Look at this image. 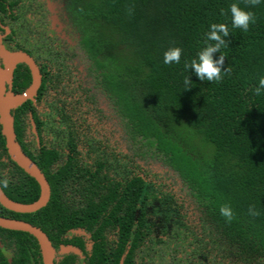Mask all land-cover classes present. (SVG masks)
<instances>
[{
	"label": "trees",
	"instance_id": "trees-1",
	"mask_svg": "<svg viewBox=\"0 0 264 264\" xmlns=\"http://www.w3.org/2000/svg\"><path fill=\"white\" fill-rule=\"evenodd\" d=\"M64 1L99 85L129 135L149 145L178 175L196 215L190 220L170 189L148 180L136 164L129 169L126 158L109 157L107 163L104 156L77 159L69 142L73 156L48 149H40L35 158L28 155L49 185L46 205L26 214L0 206V217L27 222L50 241L68 229L84 228L95 241L86 264H117L128 238L131 246L122 264H133V250L150 247L161 253L164 264H260L264 93L256 95L254 89L264 76V0L255 7L245 0ZM232 3L255 14L247 32L232 28ZM129 7L134 9L131 16ZM213 23L226 24L230 32L228 46L220 50L226 56L222 70L229 67L230 72L220 82L201 81L194 70L184 68L205 47ZM170 47L182 49L179 64L163 63ZM219 56L215 53L214 59ZM186 77L190 89H185ZM4 155L0 135V159ZM6 159L10 167L0 171V181L9 183L0 185L1 191L14 202L35 201L36 182ZM59 159L62 163L52 168ZM4 166L0 160V169ZM223 204L233 210L231 223L219 213ZM250 205L260 212L258 217L247 214ZM110 223L118 225L122 243L108 259L103 241L97 240ZM3 249L11 251L10 264H40L36 241L27 233L0 228V264H9Z\"/></svg>",
	"mask_w": 264,
	"mask_h": 264
},
{
	"label": "flooded vegetation",
	"instance_id": "flooded-vegetation-1",
	"mask_svg": "<svg viewBox=\"0 0 264 264\" xmlns=\"http://www.w3.org/2000/svg\"><path fill=\"white\" fill-rule=\"evenodd\" d=\"M65 9L64 0H0V54L1 52L25 54L33 62L40 76L39 86L31 99H27L10 112L15 140L27 157L28 155L37 157L40 149L60 150L67 156H73L68 151L71 142L75 145L77 159L91 158L93 161L98 156L100 158L104 156L102 160L107 163L109 157L117 159L122 157L127 159L125 164L130 169L131 165L135 164L132 158L116 154L113 148L118 147L117 142L115 140L109 142L107 139L109 135L117 134L116 127H112V123L117 122L113 111L114 109L117 113L116 109L101 87L98 85L93 87V84H90L93 85L91 87L83 86L81 83L82 80L87 79L90 71L95 73L96 69L82 48L79 33ZM84 61H88V64ZM67 63L69 66H64ZM0 69H5V59L2 56H0ZM55 82L62 84L68 91L71 95L68 97L73 99V104H68L70 99L66 96L65 99L54 98ZM30 83L31 73L28 66L22 62L16 63L11 70L9 82H4V91L14 95L22 94ZM87 89L90 90L87 91L89 94H84ZM109 105L110 108L107 107ZM98 118L101 122H97ZM15 122L18 126L17 130H15ZM123 132L121 131L120 134H129L127 130ZM63 159L66 157L63 156ZM0 160L5 164L4 169L0 171L6 173L7 168L10 167L6 155ZM61 163L62 159H59L51 167L54 168ZM139 169L143 173L141 167ZM173 173L179 178L174 171ZM145 177L153 181L146 175ZM132 229L131 226L130 230ZM117 233L118 225L110 223L103 228L102 239L97 240L103 241L102 248L108 259L116 255L117 247L122 243L117 238ZM94 243L91 232H87L82 227L66 230L57 241H50L54 250L53 264H86L93 253ZM61 246H70L79 254H61ZM130 246L131 240L128 238L123 243L117 264H122ZM3 250L10 264L8 255L11 251ZM143 251L144 255L148 252V256L140 257L139 253ZM156 254L161 253L155 248H141L137 252L133 250L131 260L133 264H140L141 260L144 264H150L151 258L156 257ZM137 257L141 259L138 260L139 262L136 261Z\"/></svg>",
	"mask_w": 264,
	"mask_h": 264
},
{
	"label": "water",
	"instance_id": "water-1",
	"mask_svg": "<svg viewBox=\"0 0 264 264\" xmlns=\"http://www.w3.org/2000/svg\"><path fill=\"white\" fill-rule=\"evenodd\" d=\"M5 59V69H0V135L3 138V146L6 157L20 168L26 175L31 177L38 186V197L35 201L22 204L8 199L0 189V206L14 213H33L44 207L49 199V185L35 163L29 159L20 149L15 140L13 123L10 112L21 105L27 99H31L40 83L39 73L33 62L23 53H2ZM24 63L31 73V83L22 94H11L4 91V82H9L11 70L16 63ZM0 228L10 231L24 232L29 234L36 241L40 264H53L54 250L46 235L37 227L16 219L0 217ZM60 253L79 252L70 246H61Z\"/></svg>",
	"mask_w": 264,
	"mask_h": 264
},
{
	"label": "clouds",
	"instance_id": "clouds-1",
	"mask_svg": "<svg viewBox=\"0 0 264 264\" xmlns=\"http://www.w3.org/2000/svg\"><path fill=\"white\" fill-rule=\"evenodd\" d=\"M247 5L255 7L261 3V0H245ZM133 8L126 9V13L131 16ZM223 13V10H221ZM231 15V26L235 29H242L247 32L250 25L255 24L256 17L252 11L241 8L237 3H232L229 8ZM230 34L229 28L224 23H213L206 34L205 47L198 52L197 58L192 59L190 62L185 61L184 68L186 71L194 70L195 75L201 81L220 82L223 79V73L230 72L228 67L222 70L226 56L221 54V48L228 46L226 37ZM220 53L219 59H214L215 53ZM182 56V49L180 47H170L164 52L163 63L165 65L179 64ZM191 80L189 77L184 79L185 89L191 88ZM256 95L264 93V76L259 78L258 86L254 89ZM9 181L4 179L0 181V185L6 188ZM220 215L227 223H231L235 219L232 208L228 204H223L219 208ZM247 214L253 218L258 217L260 212L254 205H250ZM260 264H264V258L261 259Z\"/></svg>",
	"mask_w": 264,
	"mask_h": 264
},
{
	"label": "rangeland",
	"instance_id": "rangeland-1",
	"mask_svg": "<svg viewBox=\"0 0 264 264\" xmlns=\"http://www.w3.org/2000/svg\"><path fill=\"white\" fill-rule=\"evenodd\" d=\"M72 37H73V35H72ZM72 37H70L71 40H72ZM67 59H69V57H67ZM82 61H83V58H82ZM82 61L80 60L79 62L81 63ZM68 62H70V61H68ZM84 62H86V61H84ZM86 63L88 64V61ZM67 64H65L64 66H69V64L68 65ZM74 71H75V69H74ZM90 72H89V75L87 77L88 80L85 78L84 80L81 81L82 85L83 86H90V87L93 85H94L93 87L98 85L100 87L99 82H98V80H99L98 72L97 71H95V73L92 71H90ZM90 84H93V85H90ZM53 90L55 92V94H54L55 99H65L67 97V99H70L68 104L69 105H70V103L73 104V102H72L73 99L70 98L71 95L68 93V91H66L63 88L62 84L55 82ZM87 91L89 92L90 90L87 89L84 92V94L85 93L89 94ZM68 95H70V97H68ZM90 96H93V95H90ZM111 105H112V103H111ZM107 107L110 108L111 106L109 105ZM113 111H114L115 119L117 122H114V123H112L111 121L110 122L113 124V126H112L113 128L116 127V129H117L116 133L117 134L115 136H113V134H111V136L109 135V138H107V139H109V142H110V140H111V142H114V140L117 142L118 147L116 149L113 148V150H115V153L119 154V155L123 154V155H126L127 157L132 158V160L135 162V164L138 165L139 167H141V169L143 170V174H145L147 177L152 179L155 183L164 184L166 186V188L170 189L172 191V193L174 194L175 198L180 199L179 200L181 202L180 205L182 206V209L185 212V214L187 215V217L190 220H193L195 218V215H196V208H195L194 203L190 200V198L187 194V190H186L185 186L182 184V182L180 181V179L177 178L176 175L173 173V171L171 169H169L161 161L159 156L155 155L152 152V149L149 147V145L143 144L144 141H140L138 139H132L129 134L128 135L120 134L121 131L123 132V130H125V132H126V130H127V128L125 127V121L123 119L119 118V115H117V113L115 112L114 109H113ZM104 120H106V117H104ZM97 122H101V119L98 118ZM122 127L124 129H121ZM125 132H123V133H125ZM114 133H115V131H114ZM96 137H100V136L96 135ZM109 148H111V146ZM84 152L86 153V151H84ZM84 152H82V155H84L83 154ZM144 251H146V250H144ZM144 251L139 253L140 257L148 256L149 253L147 252L144 255ZM160 256H161V254H156V257H152L151 261L149 263L150 264H164V262L160 261L161 260ZM140 257H137L138 258L136 260L137 262H139L138 260H141ZM140 262H142L144 264V262L142 260Z\"/></svg>",
	"mask_w": 264,
	"mask_h": 264
}]
</instances>
